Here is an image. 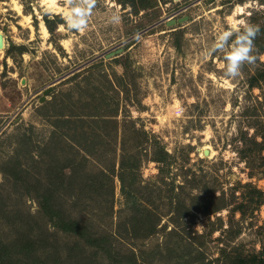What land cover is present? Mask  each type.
<instances>
[{
	"label": "rangeland",
	"instance_id": "rangeland-1",
	"mask_svg": "<svg viewBox=\"0 0 264 264\" xmlns=\"http://www.w3.org/2000/svg\"><path fill=\"white\" fill-rule=\"evenodd\" d=\"M54 2L0 0V264H262L264 0Z\"/></svg>",
	"mask_w": 264,
	"mask_h": 264
},
{
	"label": "clouds",
	"instance_id": "clouds-1",
	"mask_svg": "<svg viewBox=\"0 0 264 264\" xmlns=\"http://www.w3.org/2000/svg\"><path fill=\"white\" fill-rule=\"evenodd\" d=\"M93 7V0H83L82 3L72 6L71 11L66 16V22L71 29H81L86 27L88 17ZM119 15L113 13L111 22H119ZM259 25L250 23L244 24L242 30L233 28L218 34L212 45V51L220 50L225 54V74L230 77L239 76L241 66L247 63H254L256 56L253 54L254 38L259 33Z\"/></svg>",
	"mask_w": 264,
	"mask_h": 264
},
{
	"label": "trees",
	"instance_id": "trees-1",
	"mask_svg": "<svg viewBox=\"0 0 264 264\" xmlns=\"http://www.w3.org/2000/svg\"><path fill=\"white\" fill-rule=\"evenodd\" d=\"M48 28H49V26H48ZM263 30H264V27H260V31H263ZM256 40H258V42L261 44L260 45V48L261 49H264L263 42H260L259 38L256 39ZM260 79L263 80V82H264V68H263L262 71H259L255 75L251 76L249 83L251 85H254V84H256V82H259ZM129 168L130 167H128L127 170H129ZM42 196H43L42 197V200L44 199V202L48 201L49 198H50V196H47V195H42ZM48 206L49 205H46L45 206V211H48V210L51 209V212L48 213L49 216H50V219L53 220L58 226H60L61 228H63L66 231H71V232L72 231L73 232H79L80 231L79 228H81V226L79 225V223L77 221H75V220H65V219H62L61 216L58 213H56V210L54 208H52V204H51V207L50 206L48 207ZM262 264H264V262H262Z\"/></svg>",
	"mask_w": 264,
	"mask_h": 264
},
{
	"label": "water",
	"instance_id": "water-1",
	"mask_svg": "<svg viewBox=\"0 0 264 264\" xmlns=\"http://www.w3.org/2000/svg\"><path fill=\"white\" fill-rule=\"evenodd\" d=\"M181 19H183V18H181ZM181 19H179V20H181ZM170 22L174 23V20L169 21L168 24H170ZM3 46H4L3 35H2V33H0V48L1 47L3 48ZM110 54H112V53H110ZM49 90H50V88L45 89L44 94L47 93ZM43 98H44V96H42L40 100H43ZM206 151L207 150L205 149L204 152L206 153Z\"/></svg>",
	"mask_w": 264,
	"mask_h": 264
},
{
	"label": "bare ground",
	"instance_id": "bare-ground-1",
	"mask_svg": "<svg viewBox=\"0 0 264 264\" xmlns=\"http://www.w3.org/2000/svg\"><path fill=\"white\" fill-rule=\"evenodd\" d=\"M47 2H49V4L51 5V4H53L54 5V0H46ZM41 28H42V31L46 34L47 33V30H46V27H45V25L44 24H41ZM3 43H4V39H3ZM2 48V47H1ZM0 48V49H1ZM209 151V150H208ZM207 151V152H208Z\"/></svg>",
	"mask_w": 264,
	"mask_h": 264
}]
</instances>
